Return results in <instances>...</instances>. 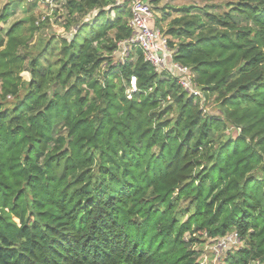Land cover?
<instances>
[{
	"label": "trees",
	"instance_id": "1",
	"mask_svg": "<svg viewBox=\"0 0 264 264\" xmlns=\"http://www.w3.org/2000/svg\"><path fill=\"white\" fill-rule=\"evenodd\" d=\"M162 1L178 15L151 26L199 95L138 48L122 62L128 2L0 9V264H203L231 234L218 264H264V0Z\"/></svg>",
	"mask_w": 264,
	"mask_h": 264
},
{
	"label": "built area",
	"instance_id": "2",
	"mask_svg": "<svg viewBox=\"0 0 264 264\" xmlns=\"http://www.w3.org/2000/svg\"><path fill=\"white\" fill-rule=\"evenodd\" d=\"M125 2H128L132 14L130 27L133 29V36L119 43L122 62L131 55L135 48H138L142 51L145 61L151 64L157 73L169 72L175 78L178 77L179 83L188 91L199 95L192 88L191 75L187 68L177 63L169 66L173 52L170 50L168 38L158 28L151 26L155 15L148 0H117L118 5ZM135 91H137V82L136 78L132 77L127 95L130 97ZM240 242L237 234H231L217 241V249L226 247L225 249L229 250L232 247L231 244H240Z\"/></svg>",
	"mask_w": 264,
	"mask_h": 264
},
{
	"label": "rangeland",
	"instance_id": "3",
	"mask_svg": "<svg viewBox=\"0 0 264 264\" xmlns=\"http://www.w3.org/2000/svg\"><path fill=\"white\" fill-rule=\"evenodd\" d=\"M12 1L13 0H0V9L1 11H3L4 9H8V11L11 13V17L8 21V26L12 25L14 22L19 21L21 19H24L27 16H35V17H45L47 15L51 16L53 11L59 7V5H57L55 3V0H41V4L39 6L38 9H31L30 7L28 8L27 5L23 4V3H19L17 8H14V6H12ZM30 1H34V0H30ZM192 0H163L161 3L164 4L166 7H173V8H178V7H182L185 4L190 3ZM13 7V8H12ZM49 7V8H48ZM28 11V12H27ZM169 13H172V17H175L176 15H178V13H176L174 10L172 9H168L167 10ZM155 16V22L157 21H161L158 22V24L160 25L161 28H163L164 30L168 27L170 20L172 19V17H168L167 19L164 18V16L162 15V13L158 12V11H154ZM114 16V14H112V17ZM164 19V20H162ZM56 18H51L50 21H55ZM4 25H2L3 27ZM159 27V28H160ZM48 34L50 36L52 35H56V37L59 38H71L72 34L70 33H64V29L58 25V24H53L51 26V28L48 31ZM22 77L27 80L30 81L31 79V75L29 73H23ZM210 110L214 109V106L209 107ZM236 135V134H234ZM241 244V242H240ZM239 243L237 244H231L232 247L237 248L239 246H241ZM226 247H222L221 249H217V243L215 245H207L205 248H200L197 247L196 250L201 252L200 250H203V254L201 257V261L203 264H218L219 261H221V255L224 254L227 249H225ZM225 249V250H224ZM232 249V248H230Z\"/></svg>",
	"mask_w": 264,
	"mask_h": 264
},
{
	"label": "crops",
	"instance_id": "4",
	"mask_svg": "<svg viewBox=\"0 0 264 264\" xmlns=\"http://www.w3.org/2000/svg\"><path fill=\"white\" fill-rule=\"evenodd\" d=\"M126 1V0H125Z\"/></svg>",
	"mask_w": 264,
	"mask_h": 264
}]
</instances>
